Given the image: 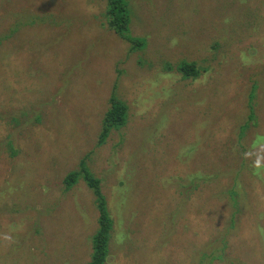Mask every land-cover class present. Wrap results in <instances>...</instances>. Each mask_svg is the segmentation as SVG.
Returning <instances> with one entry per match:
<instances>
[{
    "label": "rangeland",
    "instance_id": "obj_1",
    "mask_svg": "<svg viewBox=\"0 0 264 264\" xmlns=\"http://www.w3.org/2000/svg\"><path fill=\"white\" fill-rule=\"evenodd\" d=\"M124 1L0 0V264L89 263L84 164L103 264H264V0Z\"/></svg>",
    "mask_w": 264,
    "mask_h": 264
},
{
    "label": "trees",
    "instance_id": "obj_2",
    "mask_svg": "<svg viewBox=\"0 0 264 264\" xmlns=\"http://www.w3.org/2000/svg\"><path fill=\"white\" fill-rule=\"evenodd\" d=\"M109 3L108 7V18L112 24V28L119 33L124 39L133 43L134 46L141 45V42L129 36V22H128V6L124 0H107ZM193 69V66H187L185 70L189 71ZM111 108L106 112L104 116V130L100 135V143L104 142L105 137L107 136V129L110 127L118 128L123 124V119L125 115V106L120 104L115 98L111 100ZM83 165V168L80 173L84 175L85 180L88 182L90 187L93 188L95 194L98 198V207L102 211L101 214V229L95 235L93 241V252L91 259L88 264H103L107 256V243L109 237V221L104 212L106 209V201L101 192L100 179L94 178L91 175V172ZM77 172L70 173L66 182L74 183L76 181Z\"/></svg>",
    "mask_w": 264,
    "mask_h": 264
}]
</instances>
